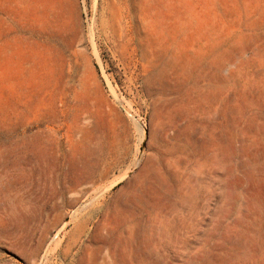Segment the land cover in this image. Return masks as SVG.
Listing matches in <instances>:
<instances>
[{
  "label": "rangeland",
  "instance_id": "obj_1",
  "mask_svg": "<svg viewBox=\"0 0 264 264\" xmlns=\"http://www.w3.org/2000/svg\"><path fill=\"white\" fill-rule=\"evenodd\" d=\"M0 264H264V0H0Z\"/></svg>",
  "mask_w": 264,
  "mask_h": 264
}]
</instances>
